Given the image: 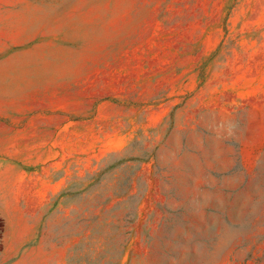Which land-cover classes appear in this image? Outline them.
<instances>
[{
    "label": "rangeland",
    "instance_id": "1",
    "mask_svg": "<svg viewBox=\"0 0 264 264\" xmlns=\"http://www.w3.org/2000/svg\"><path fill=\"white\" fill-rule=\"evenodd\" d=\"M0 114L41 116L28 264H264V0H0Z\"/></svg>",
    "mask_w": 264,
    "mask_h": 264
},
{
    "label": "crops",
    "instance_id": "2",
    "mask_svg": "<svg viewBox=\"0 0 264 264\" xmlns=\"http://www.w3.org/2000/svg\"><path fill=\"white\" fill-rule=\"evenodd\" d=\"M41 116L36 114H0V264H28L27 245L41 233L42 202L55 200L41 194ZM17 135L29 140L19 141ZM33 138V140L31 139ZM37 139V141H36ZM33 154L29 163L16 154Z\"/></svg>",
    "mask_w": 264,
    "mask_h": 264
}]
</instances>
